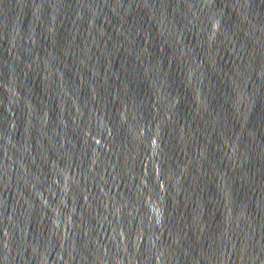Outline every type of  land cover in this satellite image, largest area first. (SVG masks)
<instances>
[{
	"label": "water",
	"instance_id": "95a60500",
	"mask_svg": "<svg viewBox=\"0 0 264 264\" xmlns=\"http://www.w3.org/2000/svg\"><path fill=\"white\" fill-rule=\"evenodd\" d=\"M0 264H264V0H0Z\"/></svg>",
	"mask_w": 264,
	"mask_h": 264
}]
</instances>
